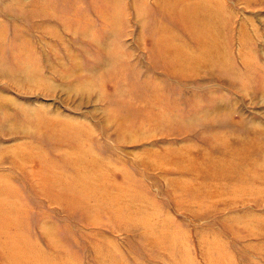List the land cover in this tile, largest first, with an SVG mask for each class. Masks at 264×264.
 I'll list each match as a JSON object with an SVG mask.
<instances>
[{
  "label": "rangeland",
  "instance_id": "rangeland-1",
  "mask_svg": "<svg viewBox=\"0 0 264 264\" xmlns=\"http://www.w3.org/2000/svg\"><path fill=\"white\" fill-rule=\"evenodd\" d=\"M0 264H264V0H0Z\"/></svg>",
  "mask_w": 264,
  "mask_h": 264
},
{
  "label": "bare ground",
  "instance_id": "bare-ground-1",
  "mask_svg": "<svg viewBox=\"0 0 264 264\" xmlns=\"http://www.w3.org/2000/svg\"><path fill=\"white\" fill-rule=\"evenodd\" d=\"M186 23H188L187 21H185V23L184 24H186ZM154 32L155 33H159L160 32V30L158 31V29L156 28H154ZM153 35V38L155 37V34L153 33L152 34ZM161 55V54H160ZM199 61H201V60H199ZM184 66V65H183ZM184 67H189V66H184ZM155 96V93H152V95L151 96ZM84 155H89V153H88V151H85L84 153H83ZM84 155H81V157L79 158L80 160H81V158H84L83 156ZM89 157V156H88ZM85 160V159H84ZM83 161V160H82ZM92 161V163L93 162H95V159H93V158H91L90 159V162ZM80 164V165H79ZM78 164V166L76 167V170L77 171H79V170H83L84 169V167L85 166H87L89 163L85 160V161H83V163L81 164V163H79ZM86 168V167H85ZM105 171V169H103V170H101V171H99L98 169H96V170H91V173H89V176H94L95 178H98V177H101V175L103 174V172Z\"/></svg>",
  "mask_w": 264,
  "mask_h": 264
}]
</instances>
